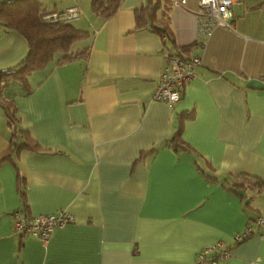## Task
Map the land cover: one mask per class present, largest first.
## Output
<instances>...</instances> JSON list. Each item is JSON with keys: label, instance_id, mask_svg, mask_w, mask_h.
<instances>
[{"label": "crops", "instance_id": "obj_1", "mask_svg": "<svg viewBox=\"0 0 264 264\" xmlns=\"http://www.w3.org/2000/svg\"><path fill=\"white\" fill-rule=\"evenodd\" d=\"M42 2L78 6L71 24L87 34L71 50L89 51L60 63L56 53L2 89L39 148L14 147L0 103V264H198L201 253L211 259L200 264H264V230L235 239L264 213V0H234L229 27L207 37L197 35L196 0H162L172 51L188 46L201 60L172 104L152 98L162 38L134 26L147 0H122L106 21L90 0ZM26 52L23 36L0 28V70ZM181 120L185 144L174 147ZM16 209L74 220L43 242L13 232ZM214 245L227 255L205 252Z\"/></svg>", "mask_w": 264, "mask_h": 264}, {"label": "trees", "instance_id": "obj_2", "mask_svg": "<svg viewBox=\"0 0 264 264\" xmlns=\"http://www.w3.org/2000/svg\"><path fill=\"white\" fill-rule=\"evenodd\" d=\"M121 2L122 0H90V6L92 11L101 17L102 21H106L115 15ZM161 3L162 0H147L145 5L134 9L135 28L148 27L158 33L162 38L164 49L167 51L166 56L171 53L190 56L188 53L190 47L188 48V46L178 47L176 52L172 51L169 43L174 45V35L169 20L164 13L157 14V10L161 8ZM48 10L50 9L44 6L42 0H0V28L15 30L24 37L27 44L25 56L16 65L0 70V103L4 107L9 125L12 128L11 138L15 148L24 147L36 150L39 147L26 137L25 130L17 128L13 105L3 101L2 89L14 82L24 85L26 76L31 71L44 67L56 53H61L58 59L60 63L86 58L89 51L88 48L72 51L73 42L85 37L87 32L75 28L71 22L51 23L44 20L42 14ZM181 124L182 120L173 139L174 142L172 140L170 142L174 147H183L185 144L180 138ZM19 133L26 139L15 144ZM7 157L8 151L0 154V163ZM247 183L251 185L250 182L247 181ZM254 220L255 218L249 224H252Z\"/></svg>", "mask_w": 264, "mask_h": 264}, {"label": "built area", "instance_id": "obj_3", "mask_svg": "<svg viewBox=\"0 0 264 264\" xmlns=\"http://www.w3.org/2000/svg\"><path fill=\"white\" fill-rule=\"evenodd\" d=\"M199 6L197 14L198 37L209 36L215 27H229L228 20L232 17V5L234 0H196ZM186 0H172V5L183 7ZM80 9L77 5L68 6L62 10L44 11L42 18L51 23H68L79 17ZM166 67L161 74L152 98L168 104L177 102L181 96V90L195 76V68L201 64L199 56H185L171 53L166 56ZM13 232L19 236H30L41 241H47L54 230L73 222V216L66 210L59 209L50 214L28 215L20 209L12 212ZM264 230V213L255 217L252 224H248L243 231L235 235L237 241L251 236L255 231ZM208 250L218 251V257L227 255L226 251L218 250L217 245ZM211 259L205 253L198 256L197 263Z\"/></svg>", "mask_w": 264, "mask_h": 264}]
</instances>
